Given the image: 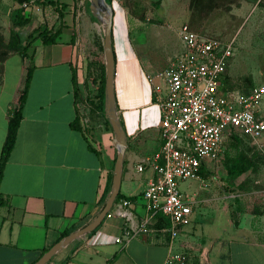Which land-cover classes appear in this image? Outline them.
<instances>
[{
    "label": "crops",
    "instance_id": "1",
    "mask_svg": "<svg viewBox=\"0 0 264 264\" xmlns=\"http://www.w3.org/2000/svg\"><path fill=\"white\" fill-rule=\"evenodd\" d=\"M251 1L255 6L260 0ZM26 7H30V14L17 13ZM66 15L78 25L76 30L71 29L67 40L59 42V34L69 27ZM25 19L27 23L21 24ZM87 25L94 35L101 27L88 8V0H56L54 5L0 0V43H8L14 33L15 41L24 48L18 49L23 55L12 51L0 60V149L30 68L21 118L0 177V264L34 262L62 232L67 234L92 219L109 190L115 157L112 133H104L97 144L86 137L78 120L70 125L78 119L79 111V102L74 98L79 90H74L71 80L75 76L74 54L90 36ZM44 29L57 31V35L53 43L43 44L50 45V51L37 57L33 44H42L37 33ZM127 34L121 8L114 23L112 20L111 39L115 109L127 142L120 169V198L113 200L95 229L70 241L45 264H264L262 193L235 201L240 208L234 215L230 212L236 205L224 202L225 196L200 199L192 193V199L185 196L190 202L189 223L180 226L173 238L161 230L167 225L155 228L161 222L155 216L149 219L146 232L129 237L125 234V229L147 216L140 195L154 173L147 165L140 171L136 167L160 143L157 132H147L156 127L158 119L157 107L150 100V74L141 68ZM31 45L30 58L35 63L23 66ZM12 56L20 59L6 68ZM157 74L153 78H158ZM199 175L203 176L201 172ZM130 198L133 200L128 205L118 209L128 213L129 218L124 219L116 204ZM199 200L208 212L195 210ZM203 214L210 219L203 226L206 237L201 232L194 235L196 222Z\"/></svg>",
    "mask_w": 264,
    "mask_h": 264
},
{
    "label": "rangeland",
    "instance_id": "2",
    "mask_svg": "<svg viewBox=\"0 0 264 264\" xmlns=\"http://www.w3.org/2000/svg\"><path fill=\"white\" fill-rule=\"evenodd\" d=\"M112 1V10L115 13V16L112 13L113 23L118 10L120 9V12L122 8L129 44L143 71L150 74L151 83L161 86L160 79L153 78L155 72L159 73L182 52L176 30L180 23L186 21L193 30L202 35L222 43L231 41L232 55L227 63V81L224 83L226 88L245 90L252 85H264V0H260L255 6H252L251 0ZM17 13L30 14V7L20 9ZM64 20L69 27L63 28L57 38L59 42L67 40L71 29L76 30L78 25L77 20L71 22L69 15H66ZM81 26L80 21V28ZM91 30L87 25L86 32H89L90 36L74 54L73 68L80 95L79 125L89 140L99 144L102 135L111 133V130L99 110L91 107L99 88L102 70L104 78L101 27L95 35ZM33 45L37 57L47 54L51 49L50 45L38 42ZM33 45L26 50L28 57L23 60V66H33L35 63V60L30 58ZM12 47L14 45L6 46L7 49ZM18 58L20 59L19 56L9 58L5 64L6 68L15 66V60ZM257 107V115L264 121V94ZM147 132H157L159 137L156 127H150ZM236 134L238 136L223 142V152L216 159L204 160L202 177L176 180L177 189L184 197L192 199V193H195L196 197L201 196L200 199L220 195L225 196L224 202L235 204L239 198L264 194V135L257 140L261 145L259 147L242 132L236 131ZM243 167L245 169L229 181L230 174ZM259 179H262L263 183H259ZM197 206L198 209H194L198 212H208L209 208L202 200L197 202ZM239 208L240 206H234L230 213L236 214ZM208 220L210 219L204 218V214L203 218L197 220L194 235L201 232L203 236H207L204 225Z\"/></svg>",
    "mask_w": 264,
    "mask_h": 264
},
{
    "label": "built area",
    "instance_id": "3",
    "mask_svg": "<svg viewBox=\"0 0 264 264\" xmlns=\"http://www.w3.org/2000/svg\"><path fill=\"white\" fill-rule=\"evenodd\" d=\"M176 33L182 52L157 74L161 86L150 83V100L158 113L159 147L136 167L140 171L147 165L154 173L140 195L147 216L125 229L127 237L146 232L149 219L158 213L168 222L161 230L173 238L180 226L189 223L191 212L176 180L199 179L204 160L223 152L230 132L240 131L257 144L264 135V121L257 115L264 85L247 91L225 87L231 41L222 43L202 35L186 21ZM128 204L126 199L116 204L124 219L128 213L118 209Z\"/></svg>",
    "mask_w": 264,
    "mask_h": 264
},
{
    "label": "water",
    "instance_id": "4",
    "mask_svg": "<svg viewBox=\"0 0 264 264\" xmlns=\"http://www.w3.org/2000/svg\"><path fill=\"white\" fill-rule=\"evenodd\" d=\"M88 8L96 15L100 21L102 34L103 53V104L102 111L112 133L111 143L115 148V157L112 164L111 180L109 190L99 211L81 227H78L53 243L31 264H45L50 257L59 249L67 245L70 241L91 232L95 229L103 217L110 209L113 200L118 193L120 184V169L123 160L124 149L126 147V135L122 128L115 109L116 95L114 92V53L112 50V5L105 0H88Z\"/></svg>",
    "mask_w": 264,
    "mask_h": 264
},
{
    "label": "trees",
    "instance_id": "5",
    "mask_svg": "<svg viewBox=\"0 0 264 264\" xmlns=\"http://www.w3.org/2000/svg\"><path fill=\"white\" fill-rule=\"evenodd\" d=\"M107 3H110L111 0H105ZM36 3H51L52 5L55 4L56 0H35ZM27 19L23 20V22L21 24H24V23H27ZM190 27L191 25L188 24ZM192 28V27H191ZM40 41L42 44H51L54 42V38L55 36L57 35V31H54L53 33H49L47 30H42V31H39L37 33ZM15 36H14V33H12V39L8 42V43H5V44H1L0 43V60L2 58V56H6L9 52H12V51H17V52H20L22 55V51L23 50H18L21 45L19 43H17L14 39ZM7 45H14V47L12 48H9L7 49L6 46ZM20 49H24V48H20ZM29 77H30V68L27 69L26 71V74H25V78H24V83H23V88L17 98V106L16 108H14L12 110V113L8 119V122H7V126H6V136L4 138V141L2 143V146H1V149H0V177H1V173H2V168H3V164L4 162L7 160V157H8V154L12 148V144L14 142V138H15V133H16V128L18 126V122L21 118V107H22V104H23V101H24V98H25V94H26V89H27V84H28V81H29ZM227 77H226V74L224 75V83L226 84V80ZM72 80V85L74 86V90H78V88L75 87V84H76V77L75 76H72L71 78ZM99 88L97 90V93L95 94L94 98H95V101L91 102V107L92 109H98L99 110V113L102 115L103 117V113H102V104H103V70L101 72V75H100V79H99ZM254 85L252 86H249L248 88H246L245 90H241V91H247L248 89L252 88ZM79 92H74V98H77V101H78V98H79ZM104 119V118H103ZM77 117H76V121H74V123H70V125H74L75 123H77ZM104 122L107 124V121L104 119ZM108 126V125H107ZM109 128V126H108ZM237 134L234 133V132H230L227 139H232L234 138V136H236ZM238 136V135H237ZM245 169V167H243L242 169H240L239 171H235L234 173H231L230 176H229V181H232L237 175H239L243 170ZM201 172V169L200 171ZM120 198V194L119 192L116 194L115 198H114V201L119 199ZM128 201H131L133 200V198H130V199H126ZM0 203H1V199H0ZM155 218H157V220L161 221L160 223L156 224L155 225V228H160V227H164L165 225L168 224V222L166 220H164L162 218V216L160 214H155ZM66 234V232H62L59 236V238H61L62 236H64ZM43 252V251H41ZM40 252V253H41ZM39 253V254H40Z\"/></svg>",
    "mask_w": 264,
    "mask_h": 264
},
{
    "label": "bare ground",
    "instance_id": "6",
    "mask_svg": "<svg viewBox=\"0 0 264 264\" xmlns=\"http://www.w3.org/2000/svg\"><path fill=\"white\" fill-rule=\"evenodd\" d=\"M120 10V9H119ZM119 10H118V15H119ZM116 17H117V15H116ZM121 17V16H120ZM116 19V18H115ZM118 19H119V16H118ZM118 19H117V21H118ZM116 21V20H115ZM121 22H123V21H121ZM116 24V23H115ZM117 25V24H116ZM123 26V25H122ZM117 27H118V25H117ZM122 30H123V28H122ZM117 31V29H115V32ZM117 33V32H116ZM119 33V32H118ZM117 33V34H118ZM122 34V33H121ZM116 36V35H115ZM118 36H120V34L118 35ZM121 36H123V35H121ZM117 38V37H116ZM120 38V37H119ZM123 38V37H122ZM116 41V40H115ZM124 42V41H123ZM125 45H126V43H125ZM124 48H125V46H124ZM120 53H121V51H120ZM121 55V54H120ZM126 55V54H125ZM124 58V56H123V54H122V56H121V58ZM127 57V56H126ZM122 63V62H121ZM132 64V63H131ZM125 75V74H124ZM142 88V87H141Z\"/></svg>",
    "mask_w": 264,
    "mask_h": 264
}]
</instances>
